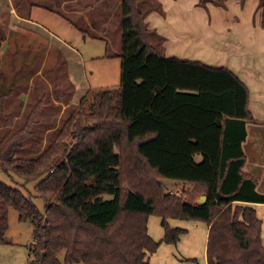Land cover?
Listing matches in <instances>:
<instances>
[{"label": "trees", "instance_id": "16d2710c", "mask_svg": "<svg viewBox=\"0 0 264 264\" xmlns=\"http://www.w3.org/2000/svg\"><path fill=\"white\" fill-rule=\"evenodd\" d=\"M209 1L224 6L198 4ZM259 5L264 28V0ZM150 36L139 0H121L119 86L97 92L88 113L71 114L35 158L16 150L31 136L40 104L0 139V169L36 182L31 196L0 181V243H8L15 208L33 226L26 264H150L147 253L159 244L148 234L150 215L161 217L167 243L184 232L167 218L206 222L207 264H264L262 219L242 203H264L242 170L245 125L253 120L248 87L225 67L166 57ZM3 104L1 97L0 113ZM162 179L193 189L175 197Z\"/></svg>", "mask_w": 264, "mask_h": 264}, {"label": "rangeland", "instance_id": "374dc122", "mask_svg": "<svg viewBox=\"0 0 264 264\" xmlns=\"http://www.w3.org/2000/svg\"><path fill=\"white\" fill-rule=\"evenodd\" d=\"M54 1L14 0V3L19 17L27 18L29 15L30 19L42 27V31L34 27L29 32L40 34V38L51 32L50 42L55 46L43 47L41 44L46 43L38 36L32 39L27 36L29 33L21 35L13 31L12 38L0 54V98L4 101L0 113L1 144L24 126L30 112L36 104H40L31 136L16 150V156L22 158L37 157L56 137L71 114L75 115L79 111L88 113L97 92L117 88L120 84L121 59L118 55L121 52V0H78L77 3L59 0L67 3L64 8H60L62 15L44 7L48 6L55 11L58 8L53 7ZM164 1L166 13L170 17L178 16L182 19L200 11L196 0ZM139 5L143 14L160 8L158 0H139ZM68 10L71 12H67ZM52 35L55 37L52 38ZM224 35H230V31H224ZM3 36L5 30L0 29V38ZM150 40L158 49L162 47L163 39L154 32L151 33ZM57 43L62 46L60 50L66 60L65 67L57 68L64 75L59 77L55 71L49 72L56 58ZM117 51L119 54L115 53ZM48 53L49 59L46 57L41 63L43 55ZM38 69L42 72H38ZM43 76L54 87H43V82L40 81ZM74 86L76 90H86L79 101H74ZM8 116L10 120L7 119ZM0 181L17 186L28 195L37 194L34 189L36 182L26 183L15 175L9 177L1 169ZM259 185L260 188L264 186V177ZM177 187H166L165 191L186 199L189 190L187 184L179 186L182 191L175 190ZM34 201L41 211L44 210V203L40 198H34ZM8 223V243H0V264H26L32 258L28 247L34 241L33 226L28 221H20L17 210L12 207L9 209ZM262 233L264 234V228ZM60 259L62 260V254Z\"/></svg>", "mask_w": 264, "mask_h": 264}, {"label": "crops", "instance_id": "0c3cea01", "mask_svg": "<svg viewBox=\"0 0 264 264\" xmlns=\"http://www.w3.org/2000/svg\"><path fill=\"white\" fill-rule=\"evenodd\" d=\"M72 2L77 3L78 0H72ZM198 2L199 0H196L197 5H199ZM54 3L55 6L53 7L58 8L55 11L48 6H42L61 14L60 8H64L67 3L59 0H55ZM158 3L159 9L151 10L145 14V22L150 33L154 32L163 39L162 47L159 46L160 49L151 42L158 51L166 57L199 62L209 67H225L248 87L249 108L253 120L246 122L245 125L247 135L242 144L245 155V164L242 170L257 181V190L264 192V186L260 188L259 185L264 177V28L261 27L262 8L259 5V0H223L224 6L209 1L205 7L199 5L198 14L182 19L178 16L170 17L171 15L166 13L164 0H158ZM15 5L14 0H0V29L5 30V36L0 38V54L3 53L2 49H5L12 38L13 31L21 35L29 33L27 36L32 39L34 36H38L41 41L46 43V45L41 44L43 47L55 46L50 42L51 32H48L47 36L44 35L43 38H40V34L36 31L37 35L29 32V29L34 27L38 30H41L42 27L30 19L29 15L27 18L19 17ZM30 6L31 4H29V8ZM67 12L70 13L71 11L68 10ZM226 30L230 31V35H224ZM54 37L52 35V38ZM56 38L59 42L61 41L58 37ZM57 46L56 58L49 72L55 71L59 77L63 75V72L57 68L65 67V58L60 50L62 46L60 44ZM118 52L115 53L119 54ZM48 55L49 53L43 55L41 63L46 57L49 59ZM40 70L38 69V72H42ZM65 71L67 72V69ZM40 81L43 82L45 88L54 87L49 85L47 77L43 76ZM85 91H79L75 88L76 98L74 101H79L80 96L86 93ZM7 119L10 120L9 116ZM194 159L199 162L201 155L195 154ZM161 181L164 190L166 187L174 185L178 186L175 190L182 191L179 186L185 184L189 188L188 192L193 189V185L189 183L168 179ZM201 195L205 194H197L195 201ZM242 203L254 207L257 216L262 219L264 228V203ZM161 221V217L157 215H150L147 219L149 236L154 241L159 242L154 252L147 253L146 257L150 264H207L206 244L209 227L206 222L167 218V224L171 228L184 230L176 243H167L163 240L165 229ZM261 235L264 245V234L261 233Z\"/></svg>", "mask_w": 264, "mask_h": 264}, {"label": "water", "instance_id": "95a60500", "mask_svg": "<svg viewBox=\"0 0 264 264\" xmlns=\"http://www.w3.org/2000/svg\"><path fill=\"white\" fill-rule=\"evenodd\" d=\"M206 201V196L205 195H201L200 197H199V199L197 200V202L199 203V204H202V203H204Z\"/></svg>", "mask_w": 264, "mask_h": 264}, {"label": "built area", "instance_id": "2783aa9c", "mask_svg": "<svg viewBox=\"0 0 264 264\" xmlns=\"http://www.w3.org/2000/svg\"><path fill=\"white\" fill-rule=\"evenodd\" d=\"M170 193H172V192L170 191Z\"/></svg>", "mask_w": 264, "mask_h": 264}]
</instances>
